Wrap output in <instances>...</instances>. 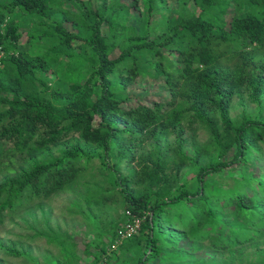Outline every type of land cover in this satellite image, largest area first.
<instances>
[{
    "label": "trees",
    "instance_id": "1",
    "mask_svg": "<svg viewBox=\"0 0 264 264\" xmlns=\"http://www.w3.org/2000/svg\"><path fill=\"white\" fill-rule=\"evenodd\" d=\"M61 193L53 264H264V0H0V228Z\"/></svg>",
    "mask_w": 264,
    "mask_h": 264
},
{
    "label": "rangeland",
    "instance_id": "2",
    "mask_svg": "<svg viewBox=\"0 0 264 264\" xmlns=\"http://www.w3.org/2000/svg\"><path fill=\"white\" fill-rule=\"evenodd\" d=\"M117 31L122 32V27H117ZM15 35L14 39L22 41V31H18ZM35 47L36 45L32 46L31 49H34ZM37 50L38 48L35 52ZM41 59L45 66H51L53 64V56L49 53L43 54ZM239 110V107H235L233 113L236 115ZM200 136H203L202 133H200ZM74 200L75 195L71 193H61L53 196L40 208H33L31 211L26 210L7 220L0 228V264H34L33 258L36 257L40 261L45 258L53 264V261H55L54 258H56L57 255L55 250L52 248L45 249L43 239L38 238L37 240L32 241L31 238L34 234V230H37V228L46 229L47 226L54 229L56 233H63L69 236H75L76 238L83 237V233L87 230L86 226L88 225L81 216H72L71 213L74 212L75 209L71 207V204ZM105 212V208L99 210V213L101 214ZM109 213L115 219L118 216L113 212ZM120 214L122 215V213H119V215ZM2 247H14L18 250L24 251L25 255L21 258L9 257L4 253ZM89 252L96 254L97 250L94 247H91ZM207 261L209 262V260ZM76 262V264H80L78 259Z\"/></svg>",
    "mask_w": 264,
    "mask_h": 264
},
{
    "label": "built area",
    "instance_id": "3",
    "mask_svg": "<svg viewBox=\"0 0 264 264\" xmlns=\"http://www.w3.org/2000/svg\"><path fill=\"white\" fill-rule=\"evenodd\" d=\"M127 215L131 218V221L126 223L122 229L118 231V237L115 244L112 246V249H115L118 244L121 243L126 238L133 236L138 232L142 218L135 217L127 212Z\"/></svg>",
    "mask_w": 264,
    "mask_h": 264
}]
</instances>
